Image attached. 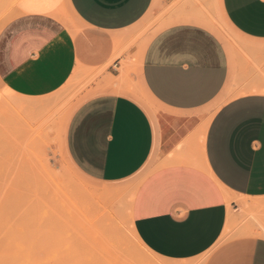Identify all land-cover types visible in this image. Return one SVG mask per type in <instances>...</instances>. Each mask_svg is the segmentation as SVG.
I'll return each instance as SVG.
<instances>
[{"label": "crops", "instance_id": "0c3cea01", "mask_svg": "<svg viewBox=\"0 0 264 264\" xmlns=\"http://www.w3.org/2000/svg\"><path fill=\"white\" fill-rule=\"evenodd\" d=\"M215 5L231 43L208 24ZM151 9L169 23L145 42ZM17 11L0 34L9 88L44 96L78 68L102 70L66 149L99 180L144 175L131 220L150 264H264V0H19Z\"/></svg>", "mask_w": 264, "mask_h": 264}, {"label": "rangeland", "instance_id": "374dc122", "mask_svg": "<svg viewBox=\"0 0 264 264\" xmlns=\"http://www.w3.org/2000/svg\"><path fill=\"white\" fill-rule=\"evenodd\" d=\"M2 1L0 34L18 15L19 2L0 0V4ZM63 18L79 27L68 7L63 10ZM208 20L224 42L231 43L238 37L219 5H215ZM168 23L162 13L155 14L151 9L138 24L139 34L146 42ZM137 68L128 73L137 72ZM101 71L78 68L64 86L44 96L21 94L0 77V264L158 262L136 238L131 220L133 198L144 175L118 182L102 181L81 171L66 149L69 121L76 109L94 95L89 85ZM127 77L133 96L148 109L157 108L144 86L140 82L133 85ZM214 111L212 107L211 113ZM20 125L35 129V133L29 129L35 135L29 138L28 130V137L23 132L18 135L16 127ZM11 178L21 185L15 184L14 188Z\"/></svg>", "mask_w": 264, "mask_h": 264}, {"label": "bare ground", "instance_id": "6f19581e", "mask_svg": "<svg viewBox=\"0 0 264 264\" xmlns=\"http://www.w3.org/2000/svg\"><path fill=\"white\" fill-rule=\"evenodd\" d=\"M1 3H3V1H2ZM0 5H2V6H0V7H3V6H4V3H3V4H0ZM1 15H2V14L0 13V16H1ZM2 16H3V15H2ZM29 103H30V102H29ZM31 103H32V102H31ZM37 103H38V102H37ZM43 104H44V103H43ZM27 105H28V104H27ZM29 105H30V104H29ZM0 112H1V111H0ZM0 117H1V116H0ZM0 120H1V119H0ZM1 122H2V121H1ZM2 125H3V124H2ZM21 126H22V125H20V127H16V128L19 129V132H20V133H19V132L17 133L18 135L21 134V132H23L22 134L25 133V137H28V136L31 134V132H30L31 130H32L33 133H35V131H36V130L33 129V128L31 129L30 127H27V129H25L26 127H21ZM21 129H22V131H21ZM29 129H31V130L29 131ZM24 130H26V132H24ZM27 130H28V133H29V134L27 133ZM1 131H2V130H1ZM2 132H3V131H2ZM2 132H1V133H2ZM26 133L28 134V136H27ZM33 133H32V134H33ZM4 134H5V133H4ZM32 134L29 136V138H31ZM2 135H3V134H2ZM15 135H16V133H15ZM18 135H16V137H17ZM34 135H35V134H33V136H34ZM23 137H24V136H23ZM36 137H37V136H36ZM0 138H1V137H0ZM34 138H35V137H34ZM2 139H3V138H2ZM20 139L22 140L23 138L21 137ZM24 139H25V138H24ZM24 139H23V140H24ZM36 139H37V138H36ZM18 140H19V139H18ZM29 140H31V139H29ZM33 140H34V139H33ZM0 141H1V140H0ZM34 142H35V141H34ZM0 143H1V142H0ZM28 143H29V142H28ZM28 143H27V144H28ZM32 143H33V142H32ZM10 144H11V143H10ZM5 145L7 146V144H5ZM12 145H13V144H12ZM23 145H24V144H23ZM29 145H30V144H29ZM31 145H32V144H31ZM21 146H22V145H21ZM13 147H14V146H13ZM23 147H24V146H23ZM27 147H28V146H27ZM7 148H8V147H7ZM7 148H6V149H7ZM25 149H26V148H25ZM31 149H32V148H31ZM22 151H23V150H22ZM23 152L27 153L26 151H23ZM29 152H30V151H29ZM3 153H4V151H3ZM29 154H30V153H29ZM6 156H7V155H6ZM9 158H10V157H9ZM12 158H13V157H12ZM12 158H11V159H12ZM1 159H3V158H1ZM6 159H7V158H6ZM13 159H14V158H13ZM21 159H22V158H21ZM7 160H8V159H7ZM18 160H19V159H18ZM4 161H5V160H4ZM19 161H20V160H19ZM1 163H2V162H1ZM9 163H10V161H9ZM12 168H13V167H12ZM16 173H17V172H16ZM18 173H19V172H18ZM19 174H20V173H19ZM5 175H6V174H5ZM20 175H21V174H20ZM23 175H24V174H23ZM12 176H15V175H12ZM18 176H19V175H18ZM16 177H17V176H16ZM20 177H21V176H20ZM23 177H24V176H23ZM4 179H5V178H4ZM7 179H8V178H6V181H7ZM9 179H10V177H9ZM9 179H8V181H9ZM11 179H12V180H11L12 182H13V181L15 182V183L13 184V186H14V188H15V187H16L15 184H17V183H16V181H15L14 178H11ZM19 183H20V182H19ZM1 185H2V184H1ZM19 185H21V184H19ZM19 185L17 184V186H19ZM27 186H28V185H27ZM27 186H26V188H27ZM1 187H3V186H1ZM4 187H5V186H4ZM24 187H25V186H24ZM6 188H7V187H6ZM18 188H19V187H18ZM26 188H25V189H26ZM20 189H23V188H19L18 190H20ZM7 191H8V190H7ZM7 191H6V192H7ZM3 192H4V191H3ZM20 192H21V191H20ZM22 192H23V191H22ZM22 192H21V193H22ZM7 193H8V192H7ZM7 193H5V195H6ZM3 194H4V193H3ZM3 196H4V195H3ZM7 196H9V195H7ZM25 196H26V195H25ZM1 197H2V196H1ZM9 198H10V197H9ZM1 199H2V198H1ZM1 199H0V200H1ZM6 199H7V198H6ZM18 199H20V198L18 197ZM133 199H134V198H133ZM11 201H12V200H11ZM11 201H10V202H11ZM17 201H18V200H17ZM20 201H22V200L20 199ZM2 202H3V200H2ZM15 202H16V200H15ZM106 202H107V201H106ZM8 204H9V203H8ZM13 205H14V203H13ZM18 205H19V204H18ZM110 215H111V214H110ZM103 216H107V215H103ZM131 216H132V213H131ZM101 218H102V217H101ZM99 219H100V218H99ZM102 219H103V218H102ZM100 220H101V219H100ZM107 220H108V219H107ZM105 221H106V220H105ZM99 225H100V224H99ZM107 226H108V224H107ZM97 229H98V228H97ZM101 229H102V228H101ZM104 229H106V228H104ZM101 231H103V230H101ZM104 232H105V230H104ZM134 233H135V231H134ZM135 236H137V235H135ZM136 238H138V237H136ZM138 239H139V238H138ZM139 241H140V240H139ZM140 242H141V241H140ZM143 247H144V246H143Z\"/></svg>", "mask_w": 264, "mask_h": 264}]
</instances>
